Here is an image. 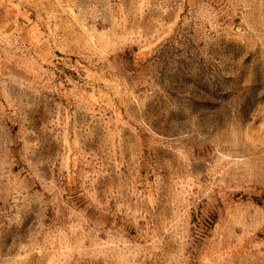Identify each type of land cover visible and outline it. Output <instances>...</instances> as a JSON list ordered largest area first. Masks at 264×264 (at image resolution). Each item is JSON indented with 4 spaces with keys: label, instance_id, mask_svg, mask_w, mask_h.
<instances>
[{
    "label": "rangeland",
    "instance_id": "1",
    "mask_svg": "<svg viewBox=\"0 0 264 264\" xmlns=\"http://www.w3.org/2000/svg\"><path fill=\"white\" fill-rule=\"evenodd\" d=\"M0 264H264V0H0Z\"/></svg>",
    "mask_w": 264,
    "mask_h": 264
}]
</instances>
